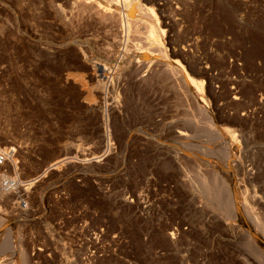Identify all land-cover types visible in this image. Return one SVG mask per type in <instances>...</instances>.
<instances>
[{"label":"rangeland","instance_id":"rangeland-1","mask_svg":"<svg viewBox=\"0 0 264 264\" xmlns=\"http://www.w3.org/2000/svg\"><path fill=\"white\" fill-rule=\"evenodd\" d=\"M75 1L0 0V264H264V0H140L232 154Z\"/></svg>","mask_w":264,"mask_h":264},{"label":"bare ground","instance_id":"bare-ground-1","mask_svg":"<svg viewBox=\"0 0 264 264\" xmlns=\"http://www.w3.org/2000/svg\"><path fill=\"white\" fill-rule=\"evenodd\" d=\"M80 1L81 2L83 1V3H85V6H87L90 1L94 2V3H92V5L96 4V6H98L99 9H97V7L95 5L93 6V8H91L92 6L91 7L89 6V7H90V10L92 9L96 12V13H94V15L97 14L98 15L97 17L101 19L102 22L98 21L99 23L107 24V25L110 23H112L111 25H113V22L114 23L116 22L115 23L116 25L118 23L119 31H121V34H122L121 39L127 45H129L128 44L129 41L132 40L131 36L134 35V36L139 37L142 35V40L143 39L145 40V41H143L145 46H143V47L141 46L139 48V46H138L139 44H137V47L139 48L140 52H143V53L146 52V54H144L143 57L148 55V57H151V59L153 57V58H159V59L162 58V59L168 60L169 56H171L170 55L171 52L169 53V50L166 47V32L167 31L162 28L163 23H161V21L159 20L157 14H156L155 7H152V8L144 7L142 5V3L140 2V0H79L78 2L80 3ZM90 4L91 3H89V5ZM63 13H65V12H63ZM97 17L95 15V19L98 20ZM108 26H110V25H108ZM116 27L118 30V26H116ZM114 28H115V26H114ZM140 43H142V42H140ZM148 47H149V49H147ZM150 47H152V48H150ZM190 48L192 49V48H194V46L191 45ZM183 50L185 52L187 51L186 48H184ZM124 51H126V49ZM126 52L128 53L129 51H126ZM121 53H123V52H121ZM182 54H186V53L174 52V53H172V56L178 57V56H181ZM123 55H124V53L122 54V57H123ZM118 57H119V55H118ZM156 60L157 59H155V61ZM155 61H153V59L147 63H145L144 61H141V60L138 61V64H139L138 69H140V70L142 69V71H144L143 76L151 79L152 76H154V74L155 75L156 74H164L167 76L170 83L173 82L175 85L181 84V85H184L185 87L189 88V91L192 92V94L195 96L199 108L205 114L208 115V119H210V121H211L210 123L212 124V127H214L215 130L217 128L218 130H216V131L219 134L223 135V139H225V141H227V144H229L228 145V147H229L228 152L231 154L234 152L237 153L238 150L236 148V143L231 140V139H234L231 136V133H229L228 131H223L219 127H217L215 119L212 118L213 112L211 110L210 104L208 103V101H206V97H205L206 95L204 93V91H205L204 90V88H205L204 82H202V81L199 82L196 79H194V77H193V75L194 76L198 75V77H202V76H204V74L201 73V71H199V72L195 71L193 68H190V71H188L185 67L181 66L179 64V62L168 63V64H164V65H158V64L155 65ZM97 69L99 70L98 72L101 73V75H99L100 78L109 80V76L107 75L109 73V70H108V73L106 71L107 67L103 68V67L97 66V64H96V69H94V70H97ZM95 72H96L95 74H97V71H95ZM150 79H149V81H150ZM107 80L105 81V84L107 85L106 87L108 88L109 86H108ZM144 81H147V80H144ZM181 85H180V87H181ZM181 135L183 136L184 134L182 133ZM229 139L231 140L230 142H228ZM4 152H1V150H0V163L3 161H6L5 158H7V155H6L7 151H6V153H4ZM189 154H192V155L196 156V158H198V155H196L193 152L189 153ZM7 161H9V160H7ZM11 163H13V162H11ZM12 165H14V164H12ZM15 168H16V166H15ZM15 182H16V184H19V181L16 180Z\"/></svg>","mask_w":264,"mask_h":264}]
</instances>
